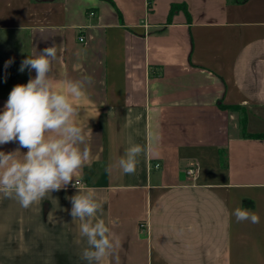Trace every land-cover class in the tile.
Returning a JSON list of instances; mask_svg holds the SVG:
<instances>
[{
    "label": "crops",
    "instance_id": "0c3cea01",
    "mask_svg": "<svg viewBox=\"0 0 264 264\" xmlns=\"http://www.w3.org/2000/svg\"><path fill=\"white\" fill-rule=\"evenodd\" d=\"M53 45L56 91L94 80L71 98L92 158L40 204L0 197V264H86L69 198L88 188L120 264H264V0H0V112L36 76L21 62ZM237 207L260 222H237Z\"/></svg>",
    "mask_w": 264,
    "mask_h": 264
},
{
    "label": "clouds",
    "instance_id": "9594fccd",
    "mask_svg": "<svg viewBox=\"0 0 264 264\" xmlns=\"http://www.w3.org/2000/svg\"><path fill=\"white\" fill-rule=\"evenodd\" d=\"M56 58L57 48L53 45L24 59L19 71L35 70L36 76L26 84L15 85L0 112V145L18 142L20 148L27 149L26 153L19 148L0 151V197L17 201L24 209L40 204L48 193L66 188L92 158L88 143L92 132L86 133L76 123L78 111L71 98L84 96L86 86L94 80L91 76L69 80L66 92L56 91L51 80ZM144 151L139 144L126 151L116 162L122 174L135 173L138 157ZM106 170L110 172L112 166ZM69 199L72 221L79 220V235L87 242L81 259L86 264H100L106 256H112L115 264H120L116 250L122 249V243L103 219H97L103 215L104 204L96 191L79 189ZM232 215L237 222H260L259 215L246 208L237 207Z\"/></svg>",
    "mask_w": 264,
    "mask_h": 264
},
{
    "label": "built area",
    "instance_id": "2783aa9c",
    "mask_svg": "<svg viewBox=\"0 0 264 264\" xmlns=\"http://www.w3.org/2000/svg\"><path fill=\"white\" fill-rule=\"evenodd\" d=\"M88 15L89 16H93L94 15V12L93 11H89L88 12ZM84 40H85L84 36L81 33H79V35H78V41L79 42H84ZM153 167H158V164H155ZM196 170H197V166L196 165H190V166H188L186 168L185 173H186V175L189 178H193L195 176V174H196ZM76 185L77 186L80 185V182L79 181H76Z\"/></svg>",
    "mask_w": 264,
    "mask_h": 264
},
{
    "label": "trees",
    "instance_id": "16d2710c",
    "mask_svg": "<svg viewBox=\"0 0 264 264\" xmlns=\"http://www.w3.org/2000/svg\"><path fill=\"white\" fill-rule=\"evenodd\" d=\"M178 8L177 5L175 4H172L171 7H170V10H169V16L174 13V11Z\"/></svg>",
    "mask_w": 264,
    "mask_h": 264
}]
</instances>
